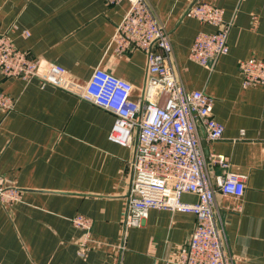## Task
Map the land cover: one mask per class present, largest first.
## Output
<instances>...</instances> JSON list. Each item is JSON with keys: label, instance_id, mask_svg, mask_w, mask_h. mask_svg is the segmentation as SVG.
Instances as JSON below:
<instances>
[{"label": "crops", "instance_id": "0c3cea01", "mask_svg": "<svg viewBox=\"0 0 264 264\" xmlns=\"http://www.w3.org/2000/svg\"><path fill=\"white\" fill-rule=\"evenodd\" d=\"M147 1L169 33L177 78L186 91L213 98V116L224 126L222 137L210 141L198 125L211 176L229 171L244 179L240 197L215 193L225 245L234 264H264V86H243L238 72L241 60L264 61V0ZM195 1L220 7L231 23L229 50L211 68L189 58L195 36L216 29L185 16ZM129 7V0H0V33L10 30L29 58L80 82L104 69L130 82L132 98L142 100L146 56L115 40ZM0 90L16 100L11 111L0 108V176L19 195L0 198V264H178L193 213L150 208L139 226L123 227L136 139L122 146L107 138L111 111L52 84L41 86L37 78L0 73ZM210 153L225 154L228 168L210 165ZM181 199L197 198L184 193ZM74 215L92 220L86 245L70 221Z\"/></svg>", "mask_w": 264, "mask_h": 264}, {"label": "built area", "instance_id": "2783aa9c", "mask_svg": "<svg viewBox=\"0 0 264 264\" xmlns=\"http://www.w3.org/2000/svg\"><path fill=\"white\" fill-rule=\"evenodd\" d=\"M117 1V0H108ZM130 7L117 28L118 46L140 48L146 56L147 77L142 100L132 98V85L112 73L95 68L86 82L43 60H34L19 50L9 32L0 33V73L25 80L37 78L41 86L52 84L76 93L114 114L107 138L122 146L134 145L131 176L123 227L139 226L150 208L191 212L195 225L177 256L178 264H234L225 245L220 217L215 213V193L240 197L244 179L233 172L211 176L203 154L198 125L210 141L222 137L224 126L213 116V98L202 90L186 91L177 78L171 61L172 44L168 31L159 23L147 0H129ZM185 16L196 17L215 26L211 32L198 33L189 58L211 68L217 58L228 52L230 22H224L222 9L210 2L195 1ZM25 36L29 35L24 30ZM238 72L243 86H264V61L250 57L241 60ZM16 100L0 90V108L11 111ZM210 165L223 170L229 159L223 153H210ZM194 194L195 202L181 199ZM3 202L19 199L18 191L7 186L0 176ZM70 221L82 230V243L92 241V220L74 215ZM124 247L123 244L120 246Z\"/></svg>", "mask_w": 264, "mask_h": 264}]
</instances>
